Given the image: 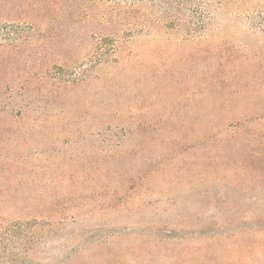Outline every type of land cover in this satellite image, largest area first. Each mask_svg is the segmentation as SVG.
<instances>
[{
  "label": "rangeland",
  "instance_id": "rangeland-1",
  "mask_svg": "<svg viewBox=\"0 0 264 264\" xmlns=\"http://www.w3.org/2000/svg\"><path fill=\"white\" fill-rule=\"evenodd\" d=\"M0 264H264V0H0Z\"/></svg>",
  "mask_w": 264,
  "mask_h": 264
}]
</instances>
